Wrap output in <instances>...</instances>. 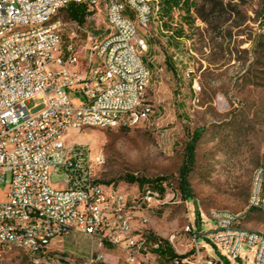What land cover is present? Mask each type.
Masks as SVG:
<instances>
[{"label":"built area","instance_id":"2783aa9c","mask_svg":"<svg viewBox=\"0 0 264 264\" xmlns=\"http://www.w3.org/2000/svg\"><path fill=\"white\" fill-rule=\"evenodd\" d=\"M71 4L86 6L88 14L104 7L105 34L88 31L79 47L80 23L61 15ZM156 18V0H0V252L18 247L34 255L35 264H75L51 244L81 232L92 240L81 264L104 261L106 243L124 254L125 264H161L163 248L178 252L191 235L192 252L166 264L229 262L204 254L203 234L231 258L241 259L247 247L254 264H264V233L245 228L241 214L229 209L212 211L210 229L198 232L187 224L167 243L150 241L147 213L176 202V191L165 181L159 187L136 183L131 190L89 180L86 154L65 141L72 128L138 127L154 114L152 72L144 60L149 44L140 30ZM33 98L44 105L34 114L28 108ZM57 170L67 174L63 188L52 185ZM249 206L264 210V161Z\"/></svg>","mask_w":264,"mask_h":264},{"label":"rangeland","instance_id":"374dc122","mask_svg":"<svg viewBox=\"0 0 264 264\" xmlns=\"http://www.w3.org/2000/svg\"><path fill=\"white\" fill-rule=\"evenodd\" d=\"M194 4L191 15L175 9L169 28L156 18L140 30L149 44L144 60L152 72L148 98L155 112L150 119L132 128H72L65 138L67 144L81 147L92 164L89 180L133 190L136 183L128 181V176L152 182L163 178L157 187L165 181L176 191V202L147 213L146 228L152 242L167 243L170 233H183L187 224H194L198 232L210 229L215 209L239 213L245 228L264 233V210L249 206L256 170L264 161V60L254 53L264 34L260 1L194 0ZM61 15L71 21L67 8ZM80 25L79 47L85 44L88 31L95 34L96 28L105 29V8L88 14ZM176 29H183L181 36L173 33ZM43 107L39 98L28 103L32 114ZM196 136L199 139L188 175L191 197L185 198L179 187L180 173L186 163L187 144ZM99 156L103 157L101 163L96 162ZM66 183L65 171L53 173V187L63 188ZM4 191L2 186L0 199ZM198 242L205 247L204 254L228 257L226 264H254L255 255L247 247L241 259H234L203 234ZM190 243L188 235V240L178 245V252L167 247L176 254H190ZM51 247L81 264L92 240L77 232L53 240ZM102 252L105 258L100 264H125L124 254L115 246L106 243ZM33 258L18 247L0 252V264H35ZM168 262L166 257L160 260L161 264Z\"/></svg>","mask_w":264,"mask_h":264},{"label":"trees","instance_id":"16d2710c","mask_svg":"<svg viewBox=\"0 0 264 264\" xmlns=\"http://www.w3.org/2000/svg\"><path fill=\"white\" fill-rule=\"evenodd\" d=\"M262 13L264 15V0H259ZM156 2L159 4V19H162V25L163 27L169 28L170 19L173 18V12L175 9H182L185 10V12L188 15H191V10L195 6L194 0H156ZM68 9V16L70 19L76 20L79 23L83 24L86 21V17L88 15L87 8L84 5L78 4V5H69L66 7ZM264 21V16H263ZM98 31L95 32V35ZM177 36H181L183 33V29H176L174 32ZM105 34V33H104ZM261 40H258L254 47V53L260 58L264 60V34L260 38ZM148 65V64H147ZM149 67V65H148ZM199 137L196 136L195 138H192L188 144H187V156H186V163L180 173V180H179V187L184 195L185 198L191 197L190 194V185H189V173L192 169V165L194 163V153L195 148L197 145ZM128 181L138 184H143L145 182H148L155 187L159 184V182L162 181L163 178H156L155 180L148 181V179L144 178H137L134 176H128ZM98 182V181H96ZM163 255H166L169 260L175 258L178 256L171 248H163L160 251Z\"/></svg>","mask_w":264,"mask_h":264},{"label":"crops","instance_id":"0c3cea01","mask_svg":"<svg viewBox=\"0 0 264 264\" xmlns=\"http://www.w3.org/2000/svg\"><path fill=\"white\" fill-rule=\"evenodd\" d=\"M86 19H87V17H86ZM105 30H106V25H105V29H102L101 27L96 28V31H98L97 34L99 36L103 35L105 33Z\"/></svg>","mask_w":264,"mask_h":264}]
</instances>
